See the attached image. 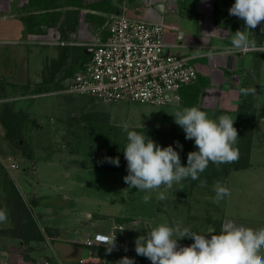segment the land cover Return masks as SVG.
Wrapping results in <instances>:
<instances>
[{"label":"rangeland","instance_id":"374dc122","mask_svg":"<svg viewBox=\"0 0 264 264\" xmlns=\"http://www.w3.org/2000/svg\"><path fill=\"white\" fill-rule=\"evenodd\" d=\"M193 65L199 74H203L204 67L199 63ZM263 73H253L248 80L249 88L255 87L257 95L260 93L262 107L259 108L264 111ZM47 91L50 90H44ZM24 93L10 91L7 95L18 97ZM14 101L0 102V209H6L7 215H11L15 198L10 191L17 188L36 219L43 209L54 212L62 208L54 213L60 220H68L65 223L69 230L74 228L71 227L74 224L81 227L92 224L94 230H100L90 232L95 237L97 232L116 233L121 224L115 220L123 221V234L115 240V251L123 254L120 258L127 256L125 253L135 247L133 240L125 241L123 237L135 238L136 233L146 235L148 230L160 224L172 226L181 223L192 232L203 235H207L209 227H214L216 234L230 225L264 228V128L260 125L255 126L252 141L245 142L239 137L236 142L237 145H251L248 168H241L246 164H237L234 168L229 166L226 173L222 170L223 175L207 174L205 170L198 180L189 177L181 184H174L164 193L166 199L163 201L157 199L163 188L153 191L152 199L146 204L143 202L146 193L129 188L124 182L123 178L128 173L112 172L110 163L104 164L109 168H96L95 165L100 167L102 164H96L88 151L96 148L97 135L101 130L104 135L115 128L122 131L121 125L127 122L129 130H138L148 138L150 133L156 143L168 141L181 153L175 143L179 141L183 145L182 151L188 154L195 150L190 148L195 144L194 140L185 139L183 129L174 122L173 115L177 110L195 106L212 119L228 115L234 120L236 129L240 116L202 109L197 104L158 106L129 101L104 104L89 96L66 95L61 90ZM259 116L264 115L256 114V119ZM13 133L20 135L19 145L11 140ZM201 180H206L207 185L201 187ZM217 181L230 191V195L219 204L213 202V185ZM73 204L75 211L70 212L68 209ZM12 228L13 223L8 220L0 222V249L18 250V242L8 238ZM193 242L186 237L178 244L188 246ZM83 248L87 258L88 250ZM25 252L18 250L12 254L23 257ZM15 261L13 259L12 264ZM23 261L22 258V264H27L26 260L25 263ZM0 264L10 262L4 257ZM145 264H151V261L147 259Z\"/></svg>","mask_w":264,"mask_h":264},{"label":"crops","instance_id":"0c3cea01","mask_svg":"<svg viewBox=\"0 0 264 264\" xmlns=\"http://www.w3.org/2000/svg\"><path fill=\"white\" fill-rule=\"evenodd\" d=\"M234 3L235 0H0V102L14 103L19 98L63 92L66 83L89 62L95 45L108 40L112 20L125 16L133 21L164 25L165 41L173 46L169 52L204 67L197 82L183 87L179 92L180 102L173 104H197L202 109L237 117L245 97L240 89L250 87V75L264 71V52L244 56L222 54L230 47L234 32L245 28L243 20L229 15ZM95 4L102 6L92 7ZM261 27L264 22L249 32L256 45L264 43ZM197 49L213 50L214 55H198ZM47 89L50 91L44 92ZM10 91L25 93L15 97L7 95ZM259 95L256 92V114L264 115L259 108L262 107ZM262 118L256 119L258 125ZM10 193L13 194L12 190ZM73 206L68 209L70 212L75 211ZM54 212L43 209L37 219L32 214L43 241H31L27 245L8 236L18 242L19 252H26L22 257L12 254L18 250L0 249V259L5 257L10 264L13 259L15 264H22V258L27 264H43L52 256L62 264H117L121 259L123 254L115 248L111 252L114 255H108L107 245L89 247L82 242L94 238L91 231H100L94 230L92 224L87 227L74 224L69 230L68 220L61 218L62 223ZM10 214L7 220L13 223ZM115 221L121 224L116 233L97 232L94 236H115L119 240L124 224ZM139 236L136 233L135 238H123L135 242ZM83 247L88 250L87 258ZM130 253H135L134 264H145L146 259L136 254L135 247L125 253L132 258Z\"/></svg>","mask_w":264,"mask_h":264},{"label":"clouds","instance_id":"9594fccd","mask_svg":"<svg viewBox=\"0 0 264 264\" xmlns=\"http://www.w3.org/2000/svg\"><path fill=\"white\" fill-rule=\"evenodd\" d=\"M229 15L236 16L245 23L244 30H237L230 41V47L222 54H234L237 51L256 47L255 39L249 38V32L264 22V0H235L229 9ZM264 33V27L260 28ZM197 54L213 56V50ZM244 96L256 94V88H241ZM174 122L180 126L186 140H194L198 151L187 154V166H182L179 152L172 146H159L155 141L142 133L129 130L130 125L124 122L122 131L127 134V143L123 149L127 161L128 174L123 178L129 188H135L146 194L143 202L148 203L151 193L159 191L157 199H166L165 192L173 188L174 184H181L187 178L200 179L209 163L218 168L221 164L233 163L238 158V151L234 147L239 137L233 126L234 120L228 115H220L216 119L193 106L177 110ZM176 146L183 149V145L176 141ZM104 160L119 167V157H105ZM207 185L201 180L200 186ZM215 196L213 202L219 204L230 195L227 187L219 181L213 185ZM7 220V210L0 209V222ZM123 231V230H121ZM193 239L188 246H180L178 241L183 238ZM97 240L106 246L111 253L115 248V236L112 238L97 236ZM135 252L138 256L146 257L151 264H264V228L230 225L216 234L214 227L207 229V235L192 232L189 227L181 223L160 224L147 231L135 240ZM117 264H134V259L122 257Z\"/></svg>","mask_w":264,"mask_h":264},{"label":"built area","instance_id":"2783aa9c","mask_svg":"<svg viewBox=\"0 0 264 264\" xmlns=\"http://www.w3.org/2000/svg\"><path fill=\"white\" fill-rule=\"evenodd\" d=\"M172 47L165 41L164 25L133 21L125 16L115 18L109 26L108 40L95 45L89 62L66 83L62 93L89 96L104 104L179 103L180 90L197 82L198 71L189 58L170 53ZM252 52H264V43L232 55ZM97 236L84 239V244L104 245ZM43 264L62 263L48 258Z\"/></svg>","mask_w":264,"mask_h":264},{"label":"trees","instance_id":"16d2710c","mask_svg":"<svg viewBox=\"0 0 264 264\" xmlns=\"http://www.w3.org/2000/svg\"><path fill=\"white\" fill-rule=\"evenodd\" d=\"M101 6L102 5L95 4L92 7H101ZM255 101H256L255 94L254 95L250 94L244 97V102L239 107L238 116H240L239 117L240 123L238 125L237 132H238L240 139L245 142L246 141L248 142V140L252 141L253 131L255 129V126L258 125L256 121ZM115 129H113L112 132H110V134L107 131L105 135L102 133V130H101L97 135L96 148L89 150L88 154L89 156H92V158H94V160L96 161V164H98L97 162H100L102 164V166L100 165V167L95 165L96 168L98 169H103L104 167H108V168L110 167V166L104 165L108 163L104 160L105 157H112V158L119 157V160H120L119 167L111 164V167H110L111 171L119 172V173H128L127 172V161L125 160L124 154H123V149L127 143V138H126L127 134L123 131H120L118 128H115ZM134 131H138V130H134ZM148 134H149L148 136H150L149 138L154 140V135L150 133ZM10 138L13 144L19 145L20 135L16 136V134L13 133V135ZM157 144L161 147H167L171 145L169 144L168 141H163V140L158 141ZM193 147L195 149L194 151H198V149L195 148V146H190V148L192 149ZM234 147L238 151V158L235 162L221 164L219 168L215 164L210 162L206 169V173L207 174L211 173V175L212 174L223 175L221 174L222 170L226 173L229 166H232L234 168L237 164H246V166H243L241 168L243 169L248 168V166H250L249 160L251 156V145L250 144H240V145L235 144ZM177 151H180V150H177ZM179 154H180L182 166H187V153L181 150V153L179 152ZM12 187L15 188L14 186ZM13 193L15 194V198L12 203L13 208L11 211L12 217H13V228L8 234L13 238L21 239L27 245L31 241H43V235L40 232L38 225L35 222L34 217L32 216V213L30 212L28 208V205L25 204L23 198L20 196L17 189H14ZM34 204H36V202H34ZM130 254L132 255V259H133L134 257L133 254L135 253H130ZM143 258L144 260L145 259L147 260L146 257H143Z\"/></svg>","mask_w":264,"mask_h":264},{"label":"water","instance_id":"95a60500","mask_svg":"<svg viewBox=\"0 0 264 264\" xmlns=\"http://www.w3.org/2000/svg\"><path fill=\"white\" fill-rule=\"evenodd\" d=\"M91 51H92V49H91ZM259 125H260L262 128H264V118L260 119V121H259Z\"/></svg>","mask_w":264,"mask_h":264}]
</instances>
